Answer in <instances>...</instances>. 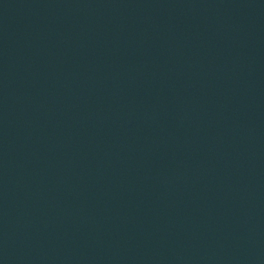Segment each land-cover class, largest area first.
<instances>
[{"label":"water","instance_id":"1","mask_svg":"<svg viewBox=\"0 0 264 264\" xmlns=\"http://www.w3.org/2000/svg\"><path fill=\"white\" fill-rule=\"evenodd\" d=\"M0 264H264V0H0Z\"/></svg>","mask_w":264,"mask_h":264}]
</instances>
